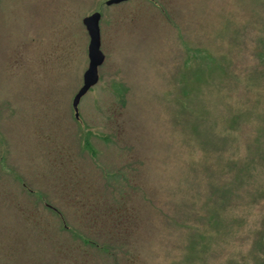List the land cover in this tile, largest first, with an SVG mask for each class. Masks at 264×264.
I'll return each mask as SVG.
<instances>
[{
	"label": "rangeland",
	"instance_id": "1",
	"mask_svg": "<svg viewBox=\"0 0 264 264\" xmlns=\"http://www.w3.org/2000/svg\"><path fill=\"white\" fill-rule=\"evenodd\" d=\"M107 1L0 0V264H264V0Z\"/></svg>",
	"mask_w": 264,
	"mask_h": 264
},
{
	"label": "water",
	"instance_id": "2",
	"mask_svg": "<svg viewBox=\"0 0 264 264\" xmlns=\"http://www.w3.org/2000/svg\"><path fill=\"white\" fill-rule=\"evenodd\" d=\"M129 0H108L106 2L107 6L118 5ZM101 19V14L96 12L91 16L85 17L83 19V24L85 25L89 37L90 43L88 46V57H89V67L84 74V85L79 90L75 96L72 106L75 112V117L79 119V105L81 99L87 94V92L95 86L99 81V67L105 62V56L101 51V34L99 28V22Z\"/></svg>",
	"mask_w": 264,
	"mask_h": 264
},
{
	"label": "trees",
	"instance_id": "3",
	"mask_svg": "<svg viewBox=\"0 0 264 264\" xmlns=\"http://www.w3.org/2000/svg\"><path fill=\"white\" fill-rule=\"evenodd\" d=\"M86 244H88V245H91V246H92V245H93V244H95V243H94V241H89V242L87 241V242H86Z\"/></svg>",
	"mask_w": 264,
	"mask_h": 264
}]
</instances>
